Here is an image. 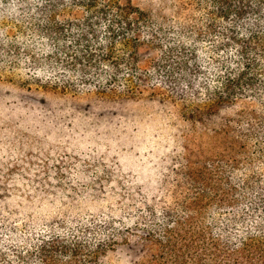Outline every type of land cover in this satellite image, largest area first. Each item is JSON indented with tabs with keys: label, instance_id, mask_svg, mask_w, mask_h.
<instances>
[{
	"label": "trees",
	"instance_id": "trees-1",
	"mask_svg": "<svg viewBox=\"0 0 264 264\" xmlns=\"http://www.w3.org/2000/svg\"><path fill=\"white\" fill-rule=\"evenodd\" d=\"M199 2L205 26L181 10L167 33L133 0H0V77L126 96L159 88L189 102L208 137L184 136V168L160 194L149 186L122 210L71 221L66 236L48 213L20 212L27 234L8 232L13 213L0 218V264H264V0ZM239 102L250 107L226 118Z\"/></svg>",
	"mask_w": 264,
	"mask_h": 264
},
{
	"label": "rangeland",
	"instance_id": "rangeland-1",
	"mask_svg": "<svg viewBox=\"0 0 264 264\" xmlns=\"http://www.w3.org/2000/svg\"><path fill=\"white\" fill-rule=\"evenodd\" d=\"M199 1L133 0L155 22L162 19L167 33L174 30L173 19L182 18L181 10L187 15L192 10L193 19L205 26L208 18ZM161 36L162 43L172 39ZM202 44L212 55L211 43ZM123 53L117 46L113 56L123 58ZM121 63L124 70L129 66L128 60ZM159 91L128 96L94 89L62 91L24 83L20 77H0V218L14 214L8 232L30 233L19 213L39 211L49 214V230L54 227L66 236L71 221L84 226L111 210H122L114 208L131 195L143 198L149 186V194L164 190L171 171L184 168V136L197 145L208 137L198 133L204 130L201 123L188 119L193 108L189 102ZM240 103L227 104L223 115L230 118L250 107ZM94 227L106 226L102 222ZM114 264L132 263L122 258Z\"/></svg>",
	"mask_w": 264,
	"mask_h": 264
}]
</instances>
